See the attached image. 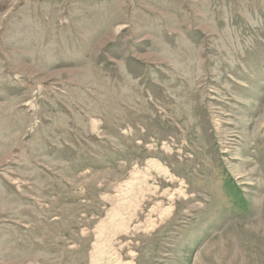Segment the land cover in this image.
Masks as SVG:
<instances>
[{"label":"rangeland","instance_id":"1","mask_svg":"<svg viewBox=\"0 0 264 264\" xmlns=\"http://www.w3.org/2000/svg\"><path fill=\"white\" fill-rule=\"evenodd\" d=\"M0 264H264V0H0Z\"/></svg>","mask_w":264,"mask_h":264},{"label":"bare ground","instance_id":"2","mask_svg":"<svg viewBox=\"0 0 264 264\" xmlns=\"http://www.w3.org/2000/svg\"><path fill=\"white\" fill-rule=\"evenodd\" d=\"M151 168H152V169H157L159 173L166 175V171H165V170H160L159 168H157L156 165H151ZM154 193H155V191H154ZM151 195H152V194H151ZM155 205H156V206L153 207V208L150 210V213L154 214V213H156V212H159L161 218H163V217H165V216H167V215L169 214V212H170V208H166L165 210L160 211V209H159V205H158V204H155ZM149 218H150V217H149ZM125 219H131V216H126ZM150 226H153V225L150 224Z\"/></svg>","mask_w":264,"mask_h":264}]
</instances>
